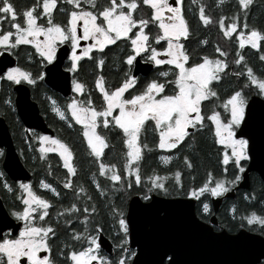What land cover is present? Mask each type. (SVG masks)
<instances>
[{
	"label": "snow or ice",
	"instance_id": "obj_1",
	"mask_svg": "<svg viewBox=\"0 0 264 264\" xmlns=\"http://www.w3.org/2000/svg\"><path fill=\"white\" fill-rule=\"evenodd\" d=\"M222 2L216 0V5ZM253 2L234 0L231 14H220L214 20L199 0H189L187 6L184 0H32L23 8H17L13 0H0V52L17 60L12 66L0 67V82L9 86L42 84L46 75L43 66L51 65L57 58V49L67 45L66 71L72 73L71 90L75 95L68 98L64 110L53 107L52 111L68 128L79 126V135L96 166L90 183L98 196L108 200L120 194L119 203L112 200L105 205L114 226L112 252L106 255L101 251L103 225L96 220V204L88 189L74 180L78 169L72 146L58 137L35 136L40 141V159L48 164L47 175L53 172L46 153H57L66 170L63 178H57L58 186L41 179L37 187L47 189L58 200L69 195L72 199L50 214L57 205L38 195L31 182H16L20 194L14 199L19 203L10 206L9 212L20 223L16 225L17 234L0 236V264H134L137 252L128 244L129 220L122 207L125 194H136L152 202L155 195L207 200L209 196L224 197L236 191L246 178V162L253 158L251 137L242 128L250 115V96L254 92L264 100V75H257L242 54L245 46H250L260 53L259 61L264 62V28L248 22ZM58 15L62 19H57ZM189 15L197 18L198 25L217 24L222 37L237 46L226 50L218 42L204 38L196 40L195 48L191 47L194 34ZM210 43L211 54L203 51ZM108 46L118 47L120 53V76L115 83H109L102 74L108 63ZM197 48L201 51L197 52ZM140 56L155 66L153 75L143 80L132 72ZM85 58L91 63L92 88L81 76L87 71L83 68ZM232 77L237 78L235 87L221 96L219 85ZM94 92L98 94L95 101ZM3 103L11 105L12 101L4 99ZM206 122H210L214 143L223 146L217 153L219 175L206 171L199 185L185 187L184 179L192 174L194 164L187 151L181 150L192 148L189 141L205 129ZM114 130L120 132L122 160L106 162L104 157L110 153L104 151L109 148L105 132ZM144 133L153 135L151 147L142 140ZM154 149L170 152L158 157L162 164L181 158L183 167L164 175L156 169L146 173L142 165L145 150L151 153ZM98 177L105 178L103 187ZM261 184L264 187V180ZM60 185L65 190L63 196L58 190ZM0 187L14 193V185L7 182L2 172ZM252 191L255 193L256 189ZM243 199L255 201L256 196L246 193ZM259 204L264 206V198ZM203 211H209L207 202L203 203ZM230 211L234 221L239 219L241 229L231 239H253L245 237L246 230L258 233L264 245V213L252 210L241 215L235 205ZM60 231L67 242L57 246L53 254V238ZM163 259L162 256L160 264ZM168 264L177 262L168 257ZM250 264H264V246Z\"/></svg>",
	"mask_w": 264,
	"mask_h": 264
},
{
	"label": "water",
	"instance_id": "obj_2",
	"mask_svg": "<svg viewBox=\"0 0 264 264\" xmlns=\"http://www.w3.org/2000/svg\"><path fill=\"white\" fill-rule=\"evenodd\" d=\"M83 43V42H81ZM67 45L57 49V58L51 65L45 64L46 73L44 83L62 96L71 93V73L63 68L67 58ZM16 63L15 56L7 52H0V67L12 66ZM153 65L137 57L132 67L134 75H147ZM15 97L16 113L26 127L37 129L42 133L53 134V130L45 123L39 112L37 103L31 98L30 88L27 84L12 86ZM248 112L249 118L242 124L244 132L251 137L252 159L247 162L248 168L245 180L237 188H249V173L254 171L261 180H264V100L258 96L250 98ZM0 146L4 148L1 166L6 175L12 180L27 181L31 177L29 170L21 162L13 144L10 131L4 118L0 116ZM227 193L226 196H230ZM214 213L209 221H203L195 212V199L187 196L155 195L152 202H146L139 195L133 194L127 201L125 214L129 220L128 244L135 249L137 256L133 258L134 264H168V257H174L177 264H250L253 256L261 249V237L258 233L245 230L243 242L231 239L240 233L226 229L214 230L220 198H211ZM151 204L150 207L144 205ZM15 221L0 198V236L3 231L10 229L16 234L18 229ZM101 249L107 254L112 252L110 240L101 233ZM43 254V253H41ZM168 256V257H167ZM167 257V261L164 262Z\"/></svg>",
	"mask_w": 264,
	"mask_h": 264
},
{
	"label": "trees",
	"instance_id": "obj_3",
	"mask_svg": "<svg viewBox=\"0 0 264 264\" xmlns=\"http://www.w3.org/2000/svg\"><path fill=\"white\" fill-rule=\"evenodd\" d=\"M31 2L32 0H13V3L17 6V8H23L25 5H28ZM184 2H185V6H187L189 0H184ZM199 2L206 5L207 12L215 20L218 18L220 14H225V15L231 14L232 12L231 5L234 2V0H223V2L219 6L216 5V0H199ZM193 7L196 8L198 7V5H193ZM57 19H62V17L58 15ZM188 20L192 26V31L194 34L191 47L194 48L196 40L200 39V37H204V35L206 34L209 35V38L207 39L210 42L212 41L211 36L214 35L215 32L212 30L208 32L205 30V27H214L217 26V24L213 23L207 26H203L202 24L198 25L197 18L192 15L188 16ZM248 22L252 26H258L264 28V0H254L252 6L249 9ZM117 43L119 44V42ZM27 47L31 49V46H27ZM31 50L34 51V49ZM106 52L108 53V63L103 67L102 74L106 77L109 83H115V81L120 76V71H118V69H120V64L117 60V57L120 55L119 48L116 46H108ZM21 63L23 64L24 62L21 61ZM124 67L126 68L127 66L125 65ZM32 68L34 71L35 65H33ZM83 68L87 71L81 73L82 79L84 80V82L88 84L90 88H92L94 85V76L90 74L91 63L87 60V58H85L83 61ZM145 78L148 77H143L142 80ZM30 87H31L30 89L31 98L37 102L39 112L42 114L45 122L48 124L50 128L51 127L56 128L58 137L66 141L70 146H72L74 151V162L77 165V169H78V175L74 177V180L77 184H83L86 187L87 171L90 168L89 164L91 163V159H90L91 156H89V150L86 147V143L82 141V137L79 135V130H80L79 126H74L71 129L68 128L66 122L61 120L57 116V114L52 111L53 106L46 97L47 96L54 97L56 95V92L53 89L49 88L44 82L42 84L40 82H37V85ZM0 88H1V95H0L1 99H5L7 95H10L9 99L12 101L11 86H9V84L6 82H2ZM96 95L98 94L94 92L93 94L94 101ZM81 98H83V94L81 95ZM58 99H59L57 100L58 109L64 110L65 106L63 105V101L60 98ZM13 112L14 113L8 111L7 114H5L6 112H4L2 113V115L6 117V121L9 125L11 137L13 139L15 147L23 159L21 160L31 172V183L33 187H35L36 181L39 178L45 179L47 180L48 183H52L53 185L58 186L59 182L57 178L58 177L63 178V175L66 173V170L61 167L62 161L59 160V156L55 153L45 154L48 160L51 161V167L53 172L51 176L47 175L45 169L48 167V164L45 161L40 160L41 164L37 165V162H35V159L32 157L33 155L37 154L36 145L34 141L35 139L34 137L36 136L35 133L30 134L29 135L30 137H28V135L24 133V130L21 126L22 124L17 114L15 113L14 110ZM110 132H111V139H110L111 142L109 148L110 150H112V154L117 156L115 162H121L123 146H122V141L118 138L120 137V132L119 130H114ZM143 138H145L144 134L142 136V139ZM210 139L211 138L207 134L202 135L200 137L196 136L195 141L191 143L192 144L191 149L185 148L181 150L182 152L187 151L189 156L192 158L194 164V171L192 172L191 175L186 176L184 179L185 187H189L193 183L199 185L205 179L206 171H212L214 175H219V165L217 163V153L219 151V146H214L209 141ZM30 146L32 148L31 151H29ZM170 151L175 152V150H170ZM21 153H23V155ZM156 153L157 151H154V154L152 156L148 157L147 155L144 157V160L142 161V165L146 173L150 174L152 169H156L160 175H164L169 170H175L179 167H183L181 163V158L173 159L172 161H169L167 165H165L159 161ZM106 154H108V152ZM160 154H164V153L160 152ZM168 154H170V152H168ZM104 159L106 162H114L113 157L111 155H106ZM230 170L231 168H229V171ZM61 187L62 185L58 187V190L61 191L63 196V192L65 190H63ZM253 188L256 189L255 193H253L252 191ZM246 193L249 196L255 195L256 200L255 201L244 200L243 196ZM42 194L45 197L47 196L50 197L48 191H43ZM171 196H177V195H171ZM119 197L120 194L118 193L115 196H110L108 200L104 199V203H101V201H99L98 199L96 200L98 202V205L96 204L98 210V214L96 215V220H98L100 224L103 225V231L105 232V234L111 233L114 229L112 220L108 215V209L105 205L111 202L112 200H115L117 203H119ZM129 197L130 196L125 194L122 204L124 211H126L127 201ZM261 198H264V187H262L261 179L258 177L257 174L254 173L251 175L249 188L243 190V192L238 191L236 193L235 199L224 201L221 208L218 210L219 222L224 227H226L228 231L231 232L236 231L240 226V221L238 218L235 221L233 220L230 209H232V207L235 205L239 211V214H247L252 210H255L258 214L264 213V206L259 204V200ZM71 199H72L71 195H69L68 197L62 200H58L57 198H52V200H50L51 203L57 205V207L52 208L50 210V214L59 211L60 210L59 205L60 204L67 205L69 201H71ZM205 201L206 200L202 197L200 200L197 201L195 208L197 215L201 219H207L209 213L211 212V207H209V211L207 215L203 211V204L201 203ZM53 220H55L54 215H53ZM65 242H67V238L63 233V231H60L58 233V237L53 238L52 253L55 254L57 246L62 247Z\"/></svg>",
	"mask_w": 264,
	"mask_h": 264
},
{
	"label": "flooded vegetation",
	"instance_id": "obj_4",
	"mask_svg": "<svg viewBox=\"0 0 264 264\" xmlns=\"http://www.w3.org/2000/svg\"><path fill=\"white\" fill-rule=\"evenodd\" d=\"M205 30L206 31H208V32H210L211 30L212 31H214L215 32V34L214 35H212L211 37H212V41L211 42H218L219 44H220V46L222 47V48H224V49H226V50H228V49H233L234 50V47L235 46H237V45H234L233 43H231V42H229L228 40H226V39H224L223 37H222V35L219 33V31H218V26H214V27H205ZM204 38H209V35L208 34H206V35H204V37H200V39H204ZM91 41H89V43H90ZM84 43V42H83ZM196 47V43H195V45H194V48ZM201 50L199 49V48H197V52H200ZM203 51L204 52H207V53H209V54H211L212 52H213V43H210L207 47H205L204 49H203ZM242 54L243 55H245V57H246V61L248 62V64H249V66H251V67H253V69H254V71L257 73V75H264V62H261V61H259V59H258V56H259V52H257L256 50H253V49H251L250 48V46H245V48L242 50ZM16 58V57H15ZM232 59V56L230 55V57H229V60H231ZM141 60H143V61H145V59L143 58V56H141ZM16 62H17V60H16ZM68 59L66 58L65 60H64V62H63V68H65V69H67V67H68ZM233 67H235V68H237V69H239V66H233ZM154 68H155V66L153 65V69L147 74V75H141V74H138V75H136L137 77H140L141 79L143 78V77H151L152 75H153V71H154ZM71 79H72V74H71ZM1 83L2 82H0V87H1ZM236 83H237V78H235V77H232L230 80L229 79H226L225 81H223L220 85H219V87H220V89H221V92H220V94H221V96H224V94H225V92H227L228 90H230L231 88H233V87H235V85H236ZM240 83H243V79H241L240 80ZM12 86L13 85H11V90H12V103H11V105H5L4 103H3V100L4 99H1V96H0V116H2L3 118H4V120H5V122L7 123V121H6V117H4L3 115H2V113H4V112H6L5 114H7L8 113V111L9 112H11V113H14L13 112V110L15 111V113H16V108H15V103H14V97H15V92H14V90H13V88H12ZM29 86V88L31 89V87H30V85H28ZM55 91V90H54ZM56 92V91H55ZM10 93H11V91H10ZM0 95H1V88H0ZM30 95H31V92H30ZM9 96L10 95H7L6 96V98L5 99H9ZM71 95H68V96H66V97H64V96H62L61 94H59L58 92H56V95L54 96V97H51V96H47L46 98L48 99V101L52 104V106L53 107H56V108H58V104H57V100H59L58 98H60L62 101H64L65 99H67L68 97H70ZM252 96H256L255 95V93L253 92V94L250 96V98L252 97ZM35 101V100H34ZM36 102V101H35ZM55 102V103H54ZM37 103V102H36ZM205 104H207L208 103V101H205L204 102ZM38 105V104H37ZM17 114V113H16ZM18 116V115H17ZM55 117H57V116H55ZM19 118V117H18ZM20 120V119H19ZM45 121V120H44ZM58 121V120H57ZM20 122H21V120H20ZM46 123V122H45ZM21 126H22V128H23V130H24V133H26L27 135H28V137H30L29 135L30 134H32V133H35V135L36 136H38V135H48V136H53V137H58V135H57V132H56V128H53V127H51L52 128V130H53V134H47V133H42V132H40L39 130H37V129H33V128H29V129H27L26 130V127L24 126V124L21 122ZM47 124V123H46ZM48 125V124H47ZM209 125H210V122H206V126H205V129H203V130H201V131H199L198 133H196L195 134V136H194V139L193 140H190L189 141V143H192V142H194L195 141V138H196V136H202V135H205V134H207V135H209V137L211 138L209 141L214 145V146H219V150H221L222 149V146H220V145H216L215 143H214V140H213V136H212V133L209 131ZM7 126H8V129H9V125H8V123H7ZM9 131H10V129H9ZM10 134H11V132H10ZM105 134L107 135V137L109 138V145H110V139H111V132L110 131H106L105 132ZM144 136H145V138H143L142 140H145L146 142H148L149 143V146L151 147V145H152V141H153V135L151 134V133H144ZM12 138V137H11ZM59 138V137H58ZM156 139H158V136L156 137ZM12 141H13V139H12ZM34 141H35V145H36V151H37V154H35V155H33L32 157L35 159V162H37V165H40L41 163H40V152L38 151V149H39V142H38V140L37 139H34ZM13 144H14V142H13ZM14 146H15V144H14ZM15 149H16V147H15ZM16 151H17V153H18V155H19V158H20V160L22 159V157H21V155H20V153L18 152V150L16 149ZM105 153H110V155L113 157V160H114V162L116 161V158H117V156L116 155H113L112 154V150H110V148H106L105 150ZM146 151V150H145ZM154 151H157V157H159L160 155H167L168 154V152L169 151H166V150H161V149H156V150H153L151 153H148L147 151H146V153H145V156H147L148 155V157L149 156H152L153 154H154ZM160 152H163L164 154H160ZM56 154V153H55ZM3 155H4V148L3 147H1L0 146V172H2V173H4V175H5V177L7 178V182L8 183H10V184H14L15 186H14V193H9V192H7L5 189H3L2 187H0V198H1V200H2V202H3V204H4V206H5V208L7 209V211H8V213L10 214V212H9V209H10V206H12L13 204H18L19 203V201H16L15 199H14V195H19L20 193H19V189H18V185H16V182H31V177H30V179L29 180H27V181H24V180H12L11 178H9L7 175H6V173L4 172V170H3V168H2V166H1V161H2V158H3ZM58 155V154H57ZM90 159H91V163L89 164L90 165V168H89V170L87 171V180H86V187H87V189H88V192H89V194L93 197V203H95V204H97L98 205V202L96 201L97 199L99 200V201H101V203H104V197H100V196H98V194L96 193V191H95V187L93 186V185H91V183H90V180H91V177H92V173H93V171L95 170V168H96V166H95V164H94V161H93V158L92 157H90ZM23 160V159H22ZM21 160V162L23 163V161ZM247 163V162H246ZM23 165H24V163H23ZM25 166V165H24ZM26 167V166H25ZM27 168V167H26ZM28 169V168H27ZM29 170V169H28ZM231 171V170H230ZM29 172H30V170H29ZM31 173V172H30ZM257 174L256 172H254V171H251L250 173H249V180H250V178H251V175L252 174ZM259 177V176H258ZM42 178H39L37 181H36V185H35V187H34V189H35V191L37 192V194L38 195H43L42 193H43V191H48L47 189H42V188H39V187H37V185H38V181L39 180H41ZM98 179H99V182L101 183V186L103 187L104 185H105V183H106V180H105V178L104 177H98ZM43 180H45V179H43ZM262 181V180H261ZM45 182H47V180H45ZM48 183V182H47ZM249 185H250V182H249ZM53 186H55V185H53ZM109 186H110V182H109ZM62 188V187H61ZM243 190H246V189H243V188H237L236 189V191H230V193H231V195L230 196H226V194H225V196L224 197H215V198H220V201L219 202H216V204L218 205V207H217V211L215 212V215H216V223L215 224H213L212 226H213V229L214 230H221V229H226L227 230V228L226 227H224L220 222H219V214H218V210L221 208V206H222V204L224 203V201H226V200H233V199H235V196H236V193L238 192V191H242L243 192ZM95 192V194H94V192ZM48 193L50 194V197L49 196H47V197H45V198H47V199H49V200H52V198H56V197H53L52 195H51V193L48 191ZM211 198L212 197H208L207 198V200L205 201V202H207L208 204H209V207H211V212L209 213V215H208V217H207V219H202L203 221H206V222H208L209 221V218H210V216L214 213V211H213V203H212V200H211ZM195 199V208H196V204H197V199L196 198H194ZM51 202V201H50ZM97 202V203H96ZM204 203V202H203ZM203 203H201V204H203ZM196 212V211H195ZM208 213V212H207ZM207 213H206V215H207ZM197 214V213H196ZM11 216V215H10ZM198 216V215H197ZM12 217V216H11ZM199 217V216H198ZM13 218V217H12ZM14 219V218H13ZM201 219V218H200ZM15 220V219H14ZM15 221H17V220H15ZM239 228H240V226H239ZM228 231V230H227ZM229 232H231V231H229ZM232 232H235V231H232ZM5 233H10V229H7V230H5V231H3V233H2V235H4ZM17 233H18V231H17ZM16 233V234H17ZM102 233L110 240V242H111V244H113V240H112V234H113V231L111 232V233H109V234H105V232L104 231H102ZM133 250H135V249H133ZM101 251L104 253V254H106L107 255V253L103 250V249H101ZM168 257V256H167ZM167 257L165 258V260H164V262H166L167 260Z\"/></svg>",
	"mask_w": 264,
	"mask_h": 264
},
{
	"label": "rangeland",
	"instance_id": "obj_5",
	"mask_svg": "<svg viewBox=\"0 0 264 264\" xmlns=\"http://www.w3.org/2000/svg\"><path fill=\"white\" fill-rule=\"evenodd\" d=\"M41 39H42V37H41ZM69 95H71L70 97H72V96L75 95V94L71 91V93H70ZM70 97H68V98H70ZM68 98L65 99V100L63 101V105H64V106H66V102H67ZM47 136H48V135H47ZM38 142H39V147H40V141L38 140ZM45 146H47V145H45ZM222 147H223V146H222ZM46 154H47V153H46ZM56 154H57V153H56ZM241 215H243V214H241Z\"/></svg>",
	"mask_w": 264,
	"mask_h": 264
},
{
	"label": "bare ground",
	"instance_id": "obj_6",
	"mask_svg": "<svg viewBox=\"0 0 264 264\" xmlns=\"http://www.w3.org/2000/svg\"><path fill=\"white\" fill-rule=\"evenodd\" d=\"M178 196V195H177Z\"/></svg>",
	"mask_w": 264,
	"mask_h": 264
}]
</instances>
